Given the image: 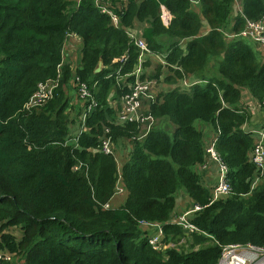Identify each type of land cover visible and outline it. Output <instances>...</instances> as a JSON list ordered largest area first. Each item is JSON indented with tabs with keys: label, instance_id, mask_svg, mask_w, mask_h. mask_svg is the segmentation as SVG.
Wrapping results in <instances>:
<instances>
[{
	"label": "trees",
	"instance_id": "trees-1",
	"mask_svg": "<svg viewBox=\"0 0 264 264\" xmlns=\"http://www.w3.org/2000/svg\"><path fill=\"white\" fill-rule=\"evenodd\" d=\"M190 4L127 0L115 9L114 26L94 0H0V250L12 253L3 264H216L223 245L264 246V178L250 189L254 140L242 129L251 116L241 98L246 90L264 100V57L255 42L224 36L261 19L264 0H197V11ZM161 6L171 16L167 26ZM134 20L147 23L141 36L148 48L177 66L165 78L176 83L146 107L156 123L148 130L114 123L127 90L118 78L137 63L125 32ZM68 34L81 41L75 73L63 63ZM189 76L199 82L184 89L181 80ZM75 77L95 104L71 141L76 120L68 117L72 105L63 88ZM51 79H58L53 96L25 109L38 84ZM79 101L77 115L88 104ZM203 124L215 132L213 147L231 188L213 201L202 179L210 161ZM105 127L115 143L130 146L119 170L96 149ZM118 171L125 202L105 207ZM177 193L201 206L191 221L208 235H186L170 222ZM143 222L160 224L165 242L174 245L153 250ZM12 226L20 237L7 230Z\"/></svg>",
	"mask_w": 264,
	"mask_h": 264
},
{
	"label": "built area",
	"instance_id": "built-area-1",
	"mask_svg": "<svg viewBox=\"0 0 264 264\" xmlns=\"http://www.w3.org/2000/svg\"><path fill=\"white\" fill-rule=\"evenodd\" d=\"M126 2L127 0H94L95 6L110 17V21L114 26H117L119 20L115 9L121 10L123 8V4H125ZM191 3L197 5V0H191ZM170 18V14L164 9L163 6H161L160 19L162 24L164 26H167L169 24ZM125 32L129 40L137 48L138 56L136 67L134 68V70L131 73L124 74L118 78V80L121 81L122 86L124 88L126 87L127 90L119 99L118 103L120 105V108L116 114L114 123L118 125H124L127 122H134L140 125L144 130H148L155 122V119L152 117L149 111H146V106L144 103H147V105H149V103L155 99V96L153 94L154 81L152 79L143 77V64L146 59H156L157 61H159V63L167 66L168 68L170 66H172L173 68H177V66L170 65L166 61H164V54L160 55L157 53H153L148 48L146 41L141 36V34H137V30L135 28L125 27ZM224 36L227 39L239 36L244 39L253 41L258 45L260 50L264 52V16L259 20H246L243 28L238 33L232 34L229 32H225ZM71 38L80 40L77 35L68 34L63 43V48L67 40ZM75 68L76 67H73L72 69L75 70ZM178 69H180V67ZM128 76L132 77V79H127ZM75 80L79 98L88 99V104L82 110L79 117V119L81 120L80 122H84L87 114L90 112L91 107L95 104V102L90 95L87 84L78 80L77 77H75ZM197 82H199V80L195 78L182 79V88L188 89ZM57 86L58 79H51L39 83L36 91L24 104V108L31 109L40 106L53 96L54 90ZM243 96L247 98L243 103L246 109L251 112H259L262 115L256 125L250 131H248L250 133V136L254 140L253 149L249 153V160L255 167L253 176L250 179V189L252 190L260 185L264 178V100L258 101L256 99H253L249 93L248 95L243 94L242 97ZM110 103L111 105L114 104L115 106L114 102L110 101ZM259 122L260 124H258ZM82 128L83 126L81 124V129ZM72 140H74V136ZM214 140L215 139H213L211 143L205 148L209 160L213 161L217 168L216 182L210 187L212 201L218 198L226 197L231 190L226 179L227 166L215 151L213 147ZM99 141L100 143L98 144L96 149L105 155L112 156L117 162L116 143L112 139V136L110 135V129L108 127L104 128ZM205 168L206 165H203L202 169ZM124 190L125 189L124 187H122L120 182L118 171V178L116 181L114 194H120ZM105 207H108V204L105 205ZM200 209L201 206L197 204H191L189 208L183 210L179 214L174 215L171 218L170 222L181 227L186 232V235L195 232L208 235L207 233L201 231L191 221L192 215ZM141 226L146 232L147 242L153 250L162 251L165 250L168 246L174 245L172 243L165 242L163 230L160 224L143 222ZM11 258L12 253L10 254L8 253V251L0 250V264H3L4 261L11 260ZM216 264H264V246H256L251 243H231L223 245Z\"/></svg>",
	"mask_w": 264,
	"mask_h": 264
},
{
	"label": "rangeland",
	"instance_id": "rangeland-1",
	"mask_svg": "<svg viewBox=\"0 0 264 264\" xmlns=\"http://www.w3.org/2000/svg\"><path fill=\"white\" fill-rule=\"evenodd\" d=\"M195 8H197V5L194 6V9ZM236 9H238L237 3L235 5V11H236ZM131 28H135V27L131 26ZM204 28L205 27H203L201 29V32L204 30ZM135 29L137 30V34H141L139 29H137V28H135ZM79 46H81V45L79 44ZM67 50H68V48H65L63 50V57H64L63 58V63H70V65H71L70 67L73 68V66L77 65V63H78V61H77L78 57H79L78 49L76 47L73 48L72 50H70L71 54H69V55H67L68 54ZM260 52L262 54L263 51H260ZM262 57H264V56L262 55ZM146 62H147L146 65L143 64V66H144V75H143V77L152 79L154 81V89H153L154 96L156 97V95L159 92H164L167 89L172 88L173 84L176 83V81H173V80L176 79V78L175 77L172 78L173 82H167L165 80V78L167 76H169V74H171V73L174 75V71L172 70V72H171L170 69H169L170 67L168 68L167 66L162 65L156 59H148ZM159 66H160V68H159ZM187 78L190 79V77H187ZM63 89L65 91V94L69 97L70 104L72 105V107H69L67 109L68 117L69 118L75 117L74 120H76L75 124L70 126V134H71L70 137L73 138L74 134L81 129V122H80V119H79L80 114L77 115V111L81 107V102L79 101V96H78V91H77L76 84L73 81H70L69 83H67L65 85V88H63ZM242 99L245 101L247 98L243 96ZM154 124H156V123H153V125ZM258 124H260V122ZM71 141H72V139H71ZM128 144L129 143H128L127 140H120V141H118L116 143V159H117L116 163H117V166H118V170H119V167H120V165H121V163H122V161L125 158V155L127 153ZM114 195L115 194H113V196ZM116 196H117V194H116ZM177 196L179 198H177V207L175 209L174 215L179 214L181 211H183V209H184L183 207H188V205H186V206L185 205L178 206V203H179V201L181 200L182 197L187 198L186 195H184L183 193L182 194L181 193H179V194L177 193ZM140 228L143 230V227L141 225H140ZM7 230L9 232H11L12 234H14L16 237H20V235H21V231H20L19 227H17V226L8 227ZM181 242H183V240H181Z\"/></svg>",
	"mask_w": 264,
	"mask_h": 264
},
{
	"label": "crops",
	"instance_id": "crops-1",
	"mask_svg": "<svg viewBox=\"0 0 264 264\" xmlns=\"http://www.w3.org/2000/svg\"><path fill=\"white\" fill-rule=\"evenodd\" d=\"M191 6H192L191 8L194 9V6H196V4L191 3ZM194 10L197 11L198 8H195ZM146 26H147V23L145 21H138V20H134L133 21V25H132V27H135V28L139 29V31L141 33H142V29L145 28ZM207 30H208V28L205 27L204 30L202 31V33L207 32ZM79 44L81 45L80 40H76L75 38L68 39L66 44H65V46H64V48H63V50L65 48H68V50H67L68 54L67 55H69V54H71L70 50H72L73 48L76 47L78 49V54H79L78 60H79V58H80V52L79 51H80V47H81V46H79ZM262 55L264 56L263 52H262ZM73 67H76V65L73 66ZM193 78H191V79H193ZM72 79H73V77H72ZM72 79H70L69 82L73 81ZM243 94L248 95V93L246 91H243L242 95ZM244 102L245 101L242 99V104ZM145 106L146 107L148 106L147 103H145ZM249 113H250L251 119L248 122H246V123H244L242 125V129L244 131H246V132L250 131L256 125V123L259 121V119L262 116L259 112H251V111H249ZM201 130L203 131L204 144L211 143V141L213 139H215V136H216L215 132L213 131V129L208 124H203L202 127H201ZM129 148H130V146L128 144V148H127L128 151H129ZM202 172H203L202 179L205 182V184L210 188L216 182L217 168H216L215 163L213 161H211V160L208 161V163L206 164L205 170H202ZM177 198H179V197L177 196ZM177 198H176V207H177ZM125 199H126V191L124 190L122 193L117 194V196L115 194L114 196H112L110 198V200L108 202V207L109 208H116L118 206H121V205L124 204ZM191 204H192V202H191V200L189 198L182 197L181 200L178 203V206H183V205L186 206V205H188V207H183L184 208L183 210H185V209L189 208L191 206ZM176 207H175V209H176Z\"/></svg>",
	"mask_w": 264,
	"mask_h": 264
},
{
	"label": "water",
	"instance_id": "water-1",
	"mask_svg": "<svg viewBox=\"0 0 264 264\" xmlns=\"http://www.w3.org/2000/svg\"><path fill=\"white\" fill-rule=\"evenodd\" d=\"M101 61H99L98 63H97V65H96V67H95V69H94V72H99L100 71V69H101Z\"/></svg>",
	"mask_w": 264,
	"mask_h": 264
},
{
	"label": "clouds",
	"instance_id": "clouds-1",
	"mask_svg": "<svg viewBox=\"0 0 264 264\" xmlns=\"http://www.w3.org/2000/svg\"><path fill=\"white\" fill-rule=\"evenodd\" d=\"M63 58H64V57H63ZM69 64H70V63H69ZM70 66H71V65H70ZM76 66H77V65H76ZM71 69H72V67H71ZM75 70H76V68H75ZM75 70L72 69L71 72H72V73H75Z\"/></svg>",
	"mask_w": 264,
	"mask_h": 264
}]
</instances>
